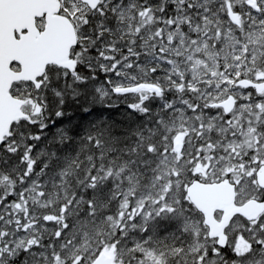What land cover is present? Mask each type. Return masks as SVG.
<instances>
[{
    "label": "snow or ice",
    "instance_id": "snow-or-ice-1",
    "mask_svg": "<svg viewBox=\"0 0 264 264\" xmlns=\"http://www.w3.org/2000/svg\"><path fill=\"white\" fill-rule=\"evenodd\" d=\"M0 264H264V0H0Z\"/></svg>",
    "mask_w": 264,
    "mask_h": 264
}]
</instances>
